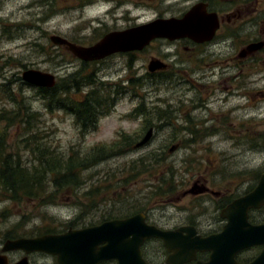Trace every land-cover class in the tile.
Masks as SVG:
<instances>
[{
  "label": "flooded vegetation",
  "instance_id": "flooded-vegetation-1",
  "mask_svg": "<svg viewBox=\"0 0 264 264\" xmlns=\"http://www.w3.org/2000/svg\"><path fill=\"white\" fill-rule=\"evenodd\" d=\"M247 1L249 0H34L31 9L37 10L43 25L49 19L56 18V14L63 13L69 24L67 35L52 33L51 36H60L69 44L81 48L93 47L107 35L122 33L159 19H181L198 5H203L208 15L215 16L218 29L209 42L200 44L188 39L175 42L156 40L141 52L117 54L102 61L82 62L74 58L65 48L54 47L50 43L52 50L64 52L67 58L69 71L64 79L69 108L66 114L73 118L71 122L73 128L82 136L98 131L99 120L106 116L99 112L102 110L99 98L111 100V110H113L116 105L115 96L128 94L132 97L131 101L140 100L145 103V112L142 111L150 120L143 122L142 136L148 132H152V137L156 132L170 134L167 139L171 145L169 154H172L181 149L203 145L219 133L231 131L241 133L242 129L247 128L246 118L241 113L244 110L243 106L236 105L234 108L231 106L234 94L232 86H228L232 80L237 81L236 97L251 99L248 93L243 92V83L246 80L243 70L248 61H252L264 51L262 49L250 56L240 57L241 52L248 45L261 42L257 39L243 38L244 25L240 23L236 25V22H240L246 14ZM182 4L185 6L179 9L178 6ZM255 4H258V0H255ZM154 46L158 48L157 55L146 54ZM141 56L144 64L138 66ZM151 61H159L166 69L149 72L148 65ZM254 61L256 62V58ZM103 67L107 68L103 69ZM109 69L112 70L107 71ZM233 70L236 71L235 75H232ZM115 75L121 77L119 84L104 80L111 81L110 79ZM55 77L58 81L56 75ZM104 82L112 83L113 86L109 87L111 85ZM123 82L129 87L120 86ZM152 87H160L162 91L154 92ZM137 88L144 89V97L135 93ZM146 95L153 96L155 101L149 104ZM256 96L260 100L264 99L262 92L257 93ZM79 105L85 109L80 110ZM141 109L143 106L133 111L138 113ZM232 119L235 120L234 124ZM255 128L261 132L256 134L255 147L259 149L263 143L264 120L255 124ZM144 136L139 137L135 145ZM224 139L227 138L223 137ZM243 140L245 138L242 137L241 141ZM234 143L237 144L235 141ZM172 149L174 151L170 153ZM254 174L253 184L242 193L216 191L202 179L193 183L188 189L179 190L181 195L178 201L181 203L185 200L187 205L182 209L177 208L175 218L179 220L171 227L157 225L148 213L135 215H143L147 225L162 231L193 229L195 233L193 239L217 236L228 224L226 219L221 218L222 211L256 187L260 177L264 175V164ZM175 175L188 180L194 178L191 172H180ZM194 185L199 187L201 194L189 193ZM179 191L177 190L178 193ZM248 223L252 226L264 225V207L249 211ZM64 225V230L60 227L58 233L56 231L18 232L17 230H24V225L5 228L0 236V264H57L56 256L13 250L8 244L19 240L62 235L69 230H79L72 229L71 222ZM181 237H187V233H181ZM140 251L142 264H170L177 254L180 255L177 259L183 258L185 254L192 258L182 264H208L212 256L210 251L191 253V247L183 251L169 252L162 241L155 239L146 240ZM256 260L258 264H264V244L241 249L233 255L235 264H252ZM174 263L178 261L175 260ZM225 263L220 262V264ZM100 264L118 263L107 261ZM130 264L136 262L133 260Z\"/></svg>",
  "mask_w": 264,
  "mask_h": 264
},
{
  "label": "rangeland",
  "instance_id": "rangeland-1",
  "mask_svg": "<svg viewBox=\"0 0 264 264\" xmlns=\"http://www.w3.org/2000/svg\"><path fill=\"white\" fill-rule=\"evenodd\" d=\"M33 3L34 0H0V86L11 81L10 95L15 100L10 102L4 94H0V113H11L18 107H25L31 116L27 120L28 124L15 123L7 129L6 144L9 153L20 158L30 168L39 158L35 151L37 146L48 149L64 160L75 155L81 159L94 146H110L121 136L131 138L134 142L143 137L146 133L142 136V124L145 120H150L143 113L145 103L140 100L131 101L132 97L128 94H117L114 109L99 120V130L82 136L71 126L72 117L63 111L47 110L36 97L34 88L22 86V81L17 82L26 70L50 73L56 75L57 80L65 78L69 71L64 52L52 50L49 42L52 33L67 35V19L63 17V13H58L56 18L49 19L43 25L37 10L31 9ZM182 6L185 4L178 8ZM245 11L243 19L236 22V25H244L243 38L264 42V0H258V4H255V0L247 1ZM157 49L154 46L146 54L157 55ZM255 58L248 61L243 70L244 76L246 75L243 92L248 93L251 99L236 97L237 81L228 83L234 94L232 108L241 105L244 109L241 113L246 118L247 128L242 129L241 133H219L203 145L169 154L171 145L167 138L170 134L156 132L145 148L133 150L122 157L110 158L82 171L80 177L83 185L77 190L69 188L56 193L54 189H47L48 194L42 199L44 203L40 200L12 203L0 197V236L5 228L18 225H24V230H17L24 233H42L47 230L58 232L62 225L70 222H75L77 229L93 227L113 216L126 215L129 206L148 213L157 225L171 227L179 220L175 218L177 208L182 209L187 205L185 200L181 203L178 201L181 195L179 190L190 188L199 179L206 181L216 191H229L232 194L246 191L253 184L254 172L264 164V131L262 147H255L256 134L261 133L255 128V124L264 120V99L260 100L256 96L259 92L264 94V51ZM140 59L138 66L144 64L143 56ZM105 68L107 67H103ZM110 70L112 69L107 71ZM235 72L233 70L232 75ZM118 76L115 75L111 81L104 80L119 84L121 77ZM107 84L111 85L109 87L113 86L112 83ZM120 86L129 87L126 82ZM152 88L154 92L162 91L160 87ZM143 92L144 89H135L136 94L143 96ZM146 101L151 104L155 100L153 96L146 95ZM139 106H143V109L135 113L133 110ZM21 113L24 114L23 111ZM234 123L235 120L232 119V124ZM5 128L4 123L0 124V130ZM223 137L227 139L223 140ZM242 137L245 140L241 141ZM149 153L159 154L160 174L157 171L139 174L137 167L132 168L135 161ZM180 172H191L194 178L188 180L175 175ZM157 185L163 186L164 193L153 191L152 188ZM96 187H99L100 193L93 205V201L83 195Z\"/></svg>",
  "mask_w": 264,
  "mask_h": 264
},
{
  "label": "water",
  "instance_id": "water-1",
  "mask_svg": "<svg viewBox=\"0 0 264 264\" xmlns=\"http://www.w3.org/2000/svg\"><path fill=\"white\" fill-rule=\"evenodd\" d=\"M218 24L214 15H208L203 5L191 9L181 19H159L146 25L137 26L122 33L105 36L98 44L90 48H81L69 44L60 36H51L49 42L54 47L65 48L74 58L82 62L105 60L113 55L141 52L153 41L167 40L175 42L188 39L195 43L209 42L215 35ZM264 49V42L248 45L240 57L250 56ZM149 72L165 70L159 61H151ZM24 84L51 90L55 87L56 77L50 73L26 70L21 74ZM152 138L148 132L135 145L134 150L144 148ZM170 150V153H172ZM190 194H201L199 187L194 185ZM264 207V175L256 187L246 196L233 202L221 213V218L228 224L221 234L206 239L196 238L193 229H180L167 232L149 226L143 215H135L122 220H112L100 225L79 230H69L62 235L44 236L32 240H19L9 243L10 249L40 252L56 256L57 264H100L107 261H117L118 264H142L140 248L146 240L155 239L164 243L169 252L183 251L191 247L195 251L212 252L208 264H235L233 255L245 248L264 244V225L252 226L248 223V212ZM187 233L182 238L181 233ZM175 255L176 264H182L192 259L187 254L183 258ZM171 260L170 264H175ZM258 260L252 264H258Z\"/></svg>",
  "mask_w": 264,
  "mask_h": 264
},
{
  "label": "trees",
  "instance_id": "trees-1",
  "mask_svg": "<svg viewBox=\"0 0 264 264\" xmlns=\"http://www.w3.org/2000/svg\"><path fill=\"white\" fill-rule=\"evenodd\" d=\"M55 58H58V56ZM17 82H21V79L19 78ZM9 84H11V81L0 86V94H4L8 101L15 102L14 97L10 95ZM21 85L25 86L26 84L21 83ZM138 87H140V85ZM33 88L34 87H32V89ZM34 90L36 97L43 102L47 110L53 109L63 111L64 113L68 111L69 105H67V90L64 78L58 80L56 86L51 90L38 88H34ZM111 102V100L106 101V99L101 100V98H99V105H102V110H99V112L102 113L103 116L110 112ZM78 108L80 110L85 109L82 105H79ZM21 111H23L24 114H22ZM11 113H0V124L4 123L6 125L5 129L0 130V193L3 194L0 195V197L12 203H23L25 201L36 202L38 200L44 203L42 199L45 197L46 193L48 194L47 189H54L56 193L69 188L77 190L83 185V179L80 177L82 171L85 172L110 158L122 157L134 150L135 142L131 138L128 139L123 136L119 137L118 140L110 146H94V149L81 159L75 155L73 158L64 160L63 157L58 158L49 152L48 149H42L41 146H37L35 147V151L39 158L36 159V164L29 168L25 166L20 158L9 153L7 150L6 137L8 128L10 129V127H13L15 123L23 125L28 124L27 120L31 116L25 107H18L16 111ZM158 155L149 153L145 157L135 161L132 164V168L134 169L137 167L139 169V174L141 172L144 174L154 173L156 171L160 174L162 171H160L161 162L159 161ZM163 182H165V179H163ZM157 186L152 188L153 191L164 193L162 190L163 186ZM98 193H100V189L96 187L85 192L83 196L92 200L94 205L97 200L96 198H98ZM126 212L127 214L124 216H113L105 221L121 220L142 213V210L134 206H129ZM72 223L71 228L73 229L75 228V222ZM61 227L64 230L65 225Z\"/></svg>",
  "mask_w": 264,
  "mask_h": 264
},
{
  "label": "bare ground",
  "instance_id": "bare-ground-1",
  "mask_svg": "<svg viewBox=\"0 0 264 264\" xmlns=\"http://www.w3.org/2000/svg\"><path fill=\"white\" fill-rule=\"evenodd\" d=\"M135 147V146H134ZM112 221V220H111Z\"/></svg>",
  "mask_w": 264,
  "mask_h": 264
}]
</instances>
